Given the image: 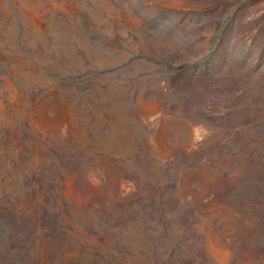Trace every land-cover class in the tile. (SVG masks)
<instances>
[{
  "label": "rangeland",
  "instance_id": "374dc122",
  "mask_svg": "<svg viewBox=\"0 0 264 264\" xmlns=\"http://www.w3.org/2000/svg\"><path fill=\"white\" fill-rule=\"evenodd\" d=\"M0 264H264V0H0Z\"/></svg>",
  "mask_w": 264,
  "mask_h": 264
}]
</instances>
